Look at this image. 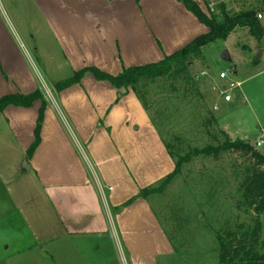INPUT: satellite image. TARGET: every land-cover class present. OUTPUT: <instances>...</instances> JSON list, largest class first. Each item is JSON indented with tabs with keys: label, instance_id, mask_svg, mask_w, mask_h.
Wrapping results in <instances>:
<instances>
[{
	"label": "rangeland",
	"instance_id": "rangeland-1",
	"mask_svg": "<svg viewBox=\"0 0 264 264\" xmlns=\"http://www.w3.org/2000/svg\"><path fill=\"white\" fill-rule=\"evenodd\" d=\"M224 1L230 13L240 7L238 0ZM134 6L133 0H0V97L48 87L53 94L46 98L49 104L62 105V91L56 85L75 71L97 66L118 74L131 66L159 62L168 50L177 51L206 31L193 15H176L184 6L149 1L139 17ZM155 37L162 43L152 40ZM257 46L264 51V44L247 28H236L227 40L205 45L201 58L189 63V84L162 77L138 85L157 132L177 160L187 159L164 192L148 197L173 246L172 255L161 264H223L217 236L240 235L254 226V211L241 203L238 192L242 159L232 152L217 160L195 151L216 143L215 137L223 140L221 130L252 146L264 133V56L257 60ZM224 51L230 60L222 56ZM221 71L228 74L226 79L220 77ZM232 82L240 87L230 91L234 99L229 103L224 95ZM39 105L0 111L2 172L8 170L2 165L11 155L10 143L34 123ZM58 113L71 127L65 113ZM257 148L264 152V145ZM17 169L25 170L20 165ZM260 219L264 246V212Z\"/></svg>",
	"mask_w": 264,
	"mask_h": 264
},
{
	"label": "crops",
	"instance_id": "crops-1",
	"mask_svg": "<svg viewBox=\"0 0 264 264\" xmlns=\"http://www.w3.org/2000/svg\"><path fill=\"white\" fill-rule=\"evenodd\" d=\"M149 1L184 6L175 11L183 18L193 15L180 1L133 0L136 16ZM195 1L205 13L215 6L211 0ZM237 3L236 11L243 5L257 6L264 29V0ZM204 27L203 33L208 32ZM92 78L88 75L81 85L62 90V105L47 100L42 140L32 158L27 151L35 140L38 114L22 129L21 140L16 137L10 143L11 155L2 165L8 170H0V264H161L173 253L148 199L122 206L171 173L174 162L134 91H123L118 100L109 82ZM58 111L70 119L71 127ZM19 165L25 170H18ZM100 186L113 189L103 195Z\"/></svg>",
	"mask_w": 264,
	"mask_h": 264
},
{
	"label": "trees",
	"instance_id": "trees-1",
	"mask_svg": "<svg viewBox=\"0 0 264 264\" xmlns=\"http://www.w3.org/2000/svg\"><path fill=\"white\" fill-rule=\"evenodd\" d=\"M175 1L182 2L198 20L209 28V31L198 35L191 43L171 55H166L159 62L131 66L118 74L105 72L97 66H88L75 71L67 80L57 83L56 88L59 91L65 90L72 85L81 83L84 77L91 74L98 81H107L117 89L118 100L125 95L123 91L131 88L147 110V106L138 90V85L141 82L168 77L176 80L181 78L185 85L189 84L192 80L189 63L192 60L201 58L202 49L205 45L217 39L227 40L236 28L249 29L251 36L256 37L259 42L264 39V29L260 19L257 18V6H254V4L243 5L238 11L230 13L227 10L226 3L222 1L215 3L214 11L207 14L198 1ZM36 102H40L41 106L38 110V119L34 129L35 140L27 151L28 158L33 157L35 149L42 140L40 134L48 105L47 100L40 89H36L30 94L14 93L0 97V111L15 106L32 108ZM221 134L224 137L223 140L220 141L218 137H215L216 143L207 145L201 150H196L195 153H202L206 157H214L219 160L224 153L232 152L242 159L238 172V192L241 195V203L254 211L255 223L250 231L243 232L240 235L229 233L227 237L220 234L217 236L221 246L220 259L223 264H264V246L261 240L263 223L260 219L261 214L264 212V153L241 138L233 140L224 130H221ZM164 139L162 138L163 143L174 162L175 169L164 178L142 189L138 195L130 198L122 207L128 206L136 199L147 200L153 193L164 192L168 185L181 173L182 165L187 159L177 160L174 150L170 148Z\"/></svg>",
	"mask_w": 264,
	"mask_h": 264
},
{
	"label": "built area",
	"instance_id": "built-area-1",
	"mask_svg": "<svg viewBox=\"0 0 264 264\" xmlns=\"http://www.w3.org/2000/svg\"><path fill=\"white\" fill-rule=\"evenodd\" d=\"M212 11H214V10L212 9ZM257 18H262V14L261 13L257 14ZM219 75L222 79H226L228 77V74H226V72H220ZM236 87H238V83L232 82L229 84L227 90L225 91L226 94L224 95V99L226 102H231L234 99V95L230 91L232 89H236ZM42 92H43L45 98H48V96L53 97L52 91H50V89L48 87H46V89H44ZM263 145H264V133L261 136H259L258 139H256V143L254 144V147L257 148V147H261ZM100 189H101L102 194L105 195L107 193V191L112 190L113 188L111 186H109V187L100 186Z\"/></svg>",
	"mask_w": 264,
	"mask_h": 264
},
{
	"label": "water",
	"instance_id": "water-1",
	"mask_svg": "<svg viewBox=\"0 0 264 264\" xmlns=\"http://www.w3.org/2000/svg\"><path fill=\"white\" fill-rule=\"evenodd\" d=\"M211 1H213V3L215 4V3L222 2L223 0H211ZM262 54H263V49H261V48L258 49V50H257V55H258L257 60H258V61H259V60L261 59V57L263 56ZM222 56H223L225 59L230 60V56H228V54H227L226 51H224V52L222 53ZM190 63H191V62H190Z\"/></svg>",
	"mask_w": 264,
	"mask_h": 264
}]
</instances>
